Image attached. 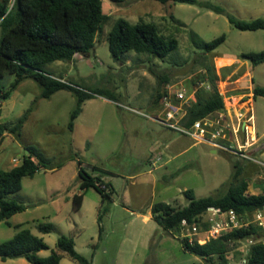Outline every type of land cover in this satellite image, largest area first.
I'll use <instances>...</instances> for the list:
<instances>
[{"label":"rangeland","instance_id":"rangeland-1","mask_svg":"<svg viewBox=\"0 0 264 264\" xmlns=\"http://www.w3.org/2000/svg\"><path fill=\"white\" fill-rule=\"evenodd\" d=\"M201 2L220 6L240 20L264 19V0ZM103 12L109 19L88 55L76 54L71 61H56L43 70L113 100L96 96L86 101L73 131L69 124L77 96L71 91L43 99L42 88L28 78L2 101L0 123L5 126L12 127L32 111L18 134L6 133L0 141V170L12 169L28 155L35 161L45 159L47 164L33 177H25L21 190L7 197L26 210L11 217L8 224L0 223V244L29 229L48 247L38 256L56 252L61 264H78L57 248L63 236L74 239L76 251L91 264H218L217 257L208 263L186 251L179 235L169 234L153 219L151 207L158 202L184 207L187 189L197 198L225 193L236 163L242 167L241 178L249 184L248 194H261L264 167L225 151L212 152L211 146L196 143L151 117H162L161 102H155L158 90L181 89L189 104L198 92L209 96V69L213 68L225 108L243 114L252 110L257 134L253 158L264 164V97H253L255 87H264V63L253 66L243 58L264 52V30L240 31L226 14L200 5L103 0ZM118 19L152 23L162 35L177 39L178 48L164 59L131 51L115 60L108 35ZM222 35L225 42L213 52L199 48L198 44ZM222 58L235 61L227 64L230 61ZM14 80L11 74L0 77V92L9 90ZM79 162L88 174L109 186L111 196L103 199L90 188L81 208L75 210L73 199L82 193ZM39 224H52V231L41 233ZM259 231L264 238V229ZM250 241L230 245V264H243ZM0 264L30 263L20 258L0 259Z\"/></svg>","mask_w":264,"mask_h":264},{"label":"trees","instance_id":"trees-1","mask_svg":"<svg viewBox=\"0 0 264 264\" xmlns=\"http://www.w3.org/2000/svg\"><path fill=\"white\" fill-rule=\"evenodd\" d=\"M114 3H124L128 0H110ZM162 4L180 3L200 5L218 14H226L229 22L240 31L264 30V19L252 21L240 20L228 14L222 7L201 0H155ZM109 16L103 12V0H0V77L6 74L15 76L9 90L0 92V115L2 101L8 100L18 85L25 79L35 80L42 88L41 98L49 99L55 93L68 90L77 96V105L71 114L69 129L75 128V121L81 115L86 101L101 96L109 100L100 91H85L72 83L62 82L46 73L43 68L56 61H71L76 54L88 55L95 48L96 39L102 33ZM226 40V36L209 42L198 44L206 53L213 52ZM109 50L115 60H120L128 52L148 54L153 57L166 58L178 48V40L162 35L157 26L140 21L131 24L124 19H118L108 35ZM243 58L253 66L264 63V52L244 54ZM209 84L212 92L205 96L201 92L193 105L188 109L186 125L202 119L210 114L225 109L223 97L217 87V76L210 68ZM160 90L156 94V103L162 102L164 95ZM253 97H264V87H255ZM29 109L12 127L0 123V141L6 133L18 134L29 118ZM47 164L45 159L34 160L33 155L25 156L21 164L8 171L0 170V223L6 222L14 215L26 210V207L7 197L21 190L25 177H33L41 165ZM79 179L82 193L73 199L75 210L82 205L84 193L96 189L103 199L111 196L109 186L100 177L88 174L79 162ZM236 172L225 193L218 192L205 198H197L192 189L183 192L188 200L184 207L177 208L171 204L158 202L151 207L153 219L169 234L179 235L183 220L190 224L198 223L211 207L224 211L234 210L240 216L247 218L257 210L264 208V192L258 195L248 194L249 184L241 178L242 167L236 163ZM105 186L106 189L102 188ZM102 216L99 217L101 221ZM52 224H39L41 233L52 231ZM260 229L254 224L246 228L227 232L218 239H212L203 245H189L185 240L181 243L186 251L196 255L206 262L212 263L217 257L218 264H230L227 254L232 243L253 239L246 254L245 264H264V244L258 241ZM57 248L69 255L78 264H91L75 249V241L63 236L58 240ZM43 239L31 233L29 229L18 231L11 239L0 244V259L2 261L23 258L30 264H61V258L56 252L47 257L38 253L47 250Z\"/></svg>","mask_w":264,"mask_h":264},{"label":"built area","instance_id":"built-area-1","mask_svg":"<svg viewBox=\"0 0 264 264\" xmlns=\"http://www.w3.org/2000/svg\"><path fill=\"white\" fill-rule=\"evenodd\" d=\"M192 105L189 104L186 92L183 90L168 91L161 102L162 117H151V119L191 138L196 143L207 144L215 151H225L264 167V164L253 158L257 134L254 129L252 110L243 114L232 113L225 108L186 125L188 109ZM102 188L106 189L105 186ZM248 217L244 218L234 210L224 211L211 207L198 223L190 224L183 220L179 237L194 246L195 244L203 245L231 230L246 228L251 224L264 229V208L253 213L252 219ZM262 237H258V241L264 244ZM250 242L252 244L254 241ZM248 252L249 250L247 254ZM245 262L244 260L243 264Z\"/></svg>","mask_w":264,"mask_h":264},{"label":"crops","instance_id":"crops-1","mask_svg":"<svg viewBox=\"0 0 264 264\" xmlns=\"http://www.w3.org/2000/svg\"><path fill=\"white\" fill-rule=\"evenodd\" d=\"M223 60H226V61H230L229 63H227V64H230L231 62H234L235 60L234 59H230V58H227V59H225V58H222ZM224 65H226V64H224ZM212 152H216L215 150H212Z\"/></svg>","mask_w":264,"mask_h":264}]
</instances>
